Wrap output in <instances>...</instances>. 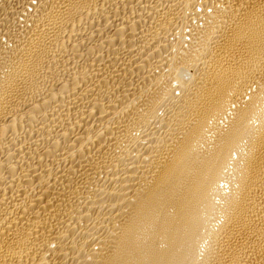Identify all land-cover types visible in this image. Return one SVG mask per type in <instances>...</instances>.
I'll return each instance as SVG.
<instances>
[{"label":"bare ground","instance_id":"obj_1","mask_svg":"<svg viewBox=\"0 0 264 264\" xmlns=\"http://www.w3.org/2000/svg\"><path fill=\"white\" fill-rule=\"evenodd\" d=\"M0 264H264V0H0Z\"/></svg>","mask_w":264,"mask_h":264}]
</instances>
